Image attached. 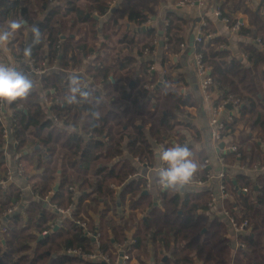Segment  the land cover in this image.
<instances>
[{
	"label": "trees",
	"instance_id": "16d2710c",
	"mask_svg": "<svg viewBox=\"0 0 264 264\" xmlns=\"http://www.w3.org/2000/svg\"><path fill=\"white\" fill-rule=\"evenodd\" d=\"M55 1L61 0H0V30L7 28V21L23 18L29 26H38L41 32L39 43H34L31 32L24 29L10 38L7 47L13 56L19 58L16 66L28 72L27 63L22 60L27 58L24 55L27 47H31L29 58L35 60L37 66L47 63V72L43 76L35 77L29 72L35 82L32 95L7 106L8 110L13 111L12 138L18 142L8 153L17 157V163L24 170V179L27 180L25 185H30V189L24 190L26 186L15 181L6 188L0 185V223L6 229L3 234L0 231V264H105L66 254L70 249L79 248L85 252L100 249L115 259L116 248L127 245L126 233L136 224L137 219V214L119 221L108 216L118 188L123 190L122 201L132 204L131 208H140L141 213H144L153 207L152 200L143 196L148 190L147 180L137 177L138 173L127 161H116L123 155V147L126 146L137 164L150 168L154 166L156 155L152 139L165 142V148L173 146L175 141L184 144L185 138L177 134V127L180 126L178 117L168 112L163 116L159 114L160 97L155 98V109L153 100L148 99L150 90L146 86L156 85L158 77L153 72V62H143L142 59L154 52L156 32L149 31L138 41L136 37H130L118 29L126 18L138 26L145 25L149 21L150 5H157L159 0H86L87 3L81 6L74 4L76 0H65L68 1L65 2V17L59 16L60 9H54L52 15L41 19L36 10L49 8ZM116 4H119V10L111 16L110 10ZM88 14L97 15L103 20L101 35L97 30L100 23L92 17L86 19ZM180 17L174 13L168 14L165 19L168 23L164 27L166 49L163 65L166 64V58L179 53L187 43L185 23ZM69 21L74 22L81 38L79 41L69 39L61 44L57 29ZM201 27L203 41L197 45L195 54H200L202 62L209 67V44L204 43L208 37L207 17H204ZM109 47L116 52L114 60L109 52L107 62L101 60L103 67L90 65L89 76L94 80L85 89L83 77L69 70L83 67L87 58L83 57L81 50H85L89 56L96 48L103 54ZM62 50L63 57L59 61ZM135 75L133 94L124 83ZM110 76L117 78L114 93L130 101L132 105L129 108L133 112L138 116L151 112L150 118L155 120L151 129L152 139L138 126L135 133L123 135L121 127L132 119L118 116L117 112H114L113 119L96 115L98 107L100 111H105L106 107L101 101V92L94 90L95 83L97 80L106 81ZM73 78L78 79L83 90L89 93L88 100L78 97L77 103L68 102ZM163 81L164 86H173L172 71L164 73ZM131 83L128 82V86ZM164 86L159 90L160 94L164 92ZM166 96L177 100V106H180V101L175 99L176 91H167ZM120 97H115L119 107L125 103ZM44 99L50 104L45 103ZM201 101L203 98L200 101L183 102L181 106L196 108ZM51 113L57 115V120L52 118ZM114 119L117 120L116 129L112 123ZM155 128L164 130V135L159 130L155 131ZM4 134L5 128L0 122V178L7 175L11 166L8 150L4 149L2 140ZM208 159L206 155L197 158L200 170L195 181L200 180L202 187L196 188L192 184L185 194L179 190L164 193L159 187L164 195L162 210H151L150 216L146 217L147 221L140 219L142 226L137 232V242L134 241V251L139 254L138 257L142 254L150 258V252L154 254L165 249L173 250V255L166 262L162 259L164 263L160 261V256H155L157 263H215L214 221L204 233L207 240L204 238L200 244L194 240L205 227L190 224L192 214L210 208L209 202L213 195L211 190L205 188L212 180ZM99 165L103 166L101 174L95 172V179H91L90 170ZM57 185L58 189L55 190ZM137 197L140 201L135 205L133 201ZM68 209L71 210L69 214L63 213V210ZM78 221L86 222L89 231L86 232ZM45 231L49 234L40 240ZM90 232L99 234L97 241H93L94 237L88 234ZM186 240L194 246L201 245L205 257H180L176 246L179 241ZM33 255L35 257L31 259Z\"/></svg>",
	"mask_w": 264,
	"mask_h": 264
},
{
	"label": "crops",
	"instance_id": "0c3cea01",
	"mask_svg": "<svg viewBox=\"0 0 264 264\" xmlns=\"http://www.w3.org/2000/svg\"><path fill=\"white\" fill-rule=\"evenodd\" d=\"M61 1H65V0H61ZM75 1V0H74ZM205 4L204 10L200 11L199 9L196 8H190V7H177L179 4V0H159V3L157 5H150V12L148 15L149 16V21L143 25V26H138L134 21L129 20L128 18L123 19L122 20V24L121 26L118 27V29H120L122 31V33L124 34H128L130 35V37H136V40H142L141 38L143 37L142 34H136L132 29L130 31H128L126 29V25L127 23H130L131 26H135V27H145V26H154V30L156 32L157 35V42L154 44L157 46L158 43V32L160 30V28H157L156 26H158V22L157 21H152V19L155 17L157 18V20H162V19H167V15L168 14H174L173 10H180L181 16L180 18L183 19L184 23H185V30H186V38H187V43L182 47L181 51L177 54H173L170 55L168 58L165 59V63L166 64H162V74L164 76V73H167L169 71H172V76H173V86H164L165 81L163 82V86L165 87V90L163 93L160 94L156 92L154 97L152 99H150V93L148 96L149 100H153L152 103H154L153 108L155 109L157 106V102L155 101V98L158 96L159 98V102H158V108H159V114L160 115H165V113H170L171 115H174L176 117H178V120L180 121V126L177 127V134L180 135L182 138L184 137V144H187L188 147L190 149H192L195 158H199L202 155H206L209 159V167L212 169V143H211V123H210V116H209V110L207 109L208 107V103L201 101V104L198 105L196 108L194 107H183L181 106V104L183 102H187L190 103L193 100H201L202 99V94L200 91V87H199V80L197 78V69L196 66L197 64L195 63V52L192 53L191 50V45H190V36L195 33L196 34V38L197 36H199V34L202 32V25L204 24V17L208 18V0H202ZM68 2V1H65ZM65 2H60L57 1L55 5H64L65 6ZM58 3V4H57ZM87 1L86 0H76V2H74V4H76L77 6H81L83 4H86ZM117 5V4H116ZM145 6H147L145 4ZM119 10V9H118ZM117 12V11H116ZM39 17L41 16L40 14H38ZM90 15V14H88ZM91 17L93 18V15H91ZM41 18V17H40ZM201 19V23L198 22L197 20ZM94 20V18H93ZM203 20V21H202ZM71 21H69L68 23H70ZM103 22V21H102ZM165 22V26L167 25V21L164 20ZM67 23L66 25L62 28L63 31L66 30L67 28ZM80 25H78L79 27ZM101 27L102 29V24H99L98 29ZM159 27V26H158ZM97 29V30H98ZM75 30V31H74ZM77 27H73L72 31L69 32L70 33H74L77 36V40H80V36L77 33ZM103 31V29H102ZM102 31L100 32L98 30V34L101 35ZM144 35V34H143ZM166 37V36H165ZM209 36L204 40V43L209 44ZM202 43V42H201ZM195 48L197 47L198 43L195 41ZM106 53H103L101 51L98 52V48L95 49L94 52L90 53V55L88 56L85 55V50H81L80 53L83 55V57L88 59H94L93 61V65H96L97 67L101 68L103 67V65H101V60L107 62L108 56H109V52H111V56H112V60H114V56H115V50L112 47L106 48ZM159 46H157V48L154 47V52H152L150 55H146V58L150 57H154L157 58L159 55ZM98 52V53H97ZM100 53V54H99ZM165 54V53H164ZM8 55V57H7ZM103 55V57H102ZM0 61L5 62L9 65H11L12 62V54L11 51L8 49V47L6 46L5 48L0 49ZM153 62L154 64V69L158 70L159 66L158 64L159 61H151V63ZM138 66V65H137ZM158 77L157 83L156 85H153L154 88L160 83V81L162 80V76H160L159 74H156ZM135 76H132L129 79V83H131V85L129 84L128 86V82L124 83V85L126 86V88L131 91L134 94V90H135V86H136V79ZM97 80V79H96ZM131 81V82H130ZM95 83V82H94ZM98 83V84H97ZM97 83H95V89L94 90H99L101 92V101L104 102L105 104V111H100L101 108L98 107L97 111H96V115L97 116H106L109 117L110 119H113L114 116V112H117L118 116H122L124 118H126L127 120L132 119V121H129L128 124L124 125L121 127V133L123 135H130L136 132V128L138 126V128L144 132L145 135L150 136L152 139V134H151V129H153L154 124H155V120L150 118V114L151 112H145L143 115L138 116L135 112H133V110L131 108H129V106H131V102L126 101L125 99H123L122 97L116 95L115 92V84H117V78H115L114 76H110V78H108L106 81L104 80H97ZM128 86V87H127ZM153 88V89H154ZM176 91L177 92V96L175 97V99H178L180 101V106L178 105L177 100H173L171 99V97L166 96L167 91ZM151 92V91H150ZM158 93V94H157ZM107 94H109V97L107 96ZM157 94V95H156ZM115 97H120L121 101L125 102L124 105L122 106H118V101H116ZM119 107V108H118ZM181 107V108H180ZM180 108V109H179ZM110 113V114H109ZM112 123L115 126V129L118 128L117 125V120H113ZM158 131V128H155V131ZM158 132H160L161 135H164L165 131L164 130H159ZM153 140V144H154V150L155 153L157 154L158 150H162L165 148L166 143L165 142H160L154 139ZM174 144H179V141H175ZM181 144V143H180ZM9 152V150L7 151V153ZM13 153H8V157L10 158V165L12 166L15 165V163H13L15 159L14 155H12ZM127 161L130 165V167L132 166V168L134 169V171L137 174V177H141L147 180V189L144 193L143 196L144 198H150V200H152L153 202V207L147 212L141 213V209L140 208H131L130 203H128L126 200L122 201L121 198V194L123 193L122 188H118V191H116V195L114 197V202L112 204V211L111 213L108 215L109 217L119 221L122 218H129L132 215L137 214V219H136V224L132 226V228L126 233V238H127V242L130 241H135V243L137 242L136 238L138 237V230L139 228L142 226L140 223V219L143 218L144 221H147L146 217L150 216V211L151 210H156V211H161L162 207H161V203L164 200V195L160 192L159 186L156 185L154 183V178L152 176V170L156 165V155L153 159L154 161V166L153 167H146L143 166L142 164H137L136 160L134 159V157L132 156V154H129L126 146L123 147V155L121 157H119L116 161ZM103 169L102 165H99V167L91 169L90 170V178L91 179H95L96 175L95 172H98L99 174H101V171ZM14 181L15 183L19 184V185H25L27 184V180L25 181L24 177L21 178L20 176L15 175L14 177ZM27 186V185H25ZM26 188V187H25ZM206 189L211 190V196L213 195V179L209 182V184L207 186H205ZM189 188L187 187L186 189H181L179 190L180 193L185 194V192L188 190ZM192 190V188H191ZM169 192L170 190H164L165 192ZM149 195V196H148ZM143 198V199H144ZM212 200V198H211ZM210 200V201H211ZM140 201V198L137 197L134 201L133 204L138 205ZM214 221V215H213V206H210V208L208 209H203L200 210L199 213H195L192 214V218L190 221L191 225H198L200 227H205L204 231L201 233V235L196 238L194 240V242L196 244H200L202 241L207 240L208 237L204 236V233H206L209 228L211 226V223ZM99 222V221H96ZM135 239V240H134ZM93 241H97L95 240V238L93 239ZM177 251L178 254L180 255V257L183 256H196L198 258H203L204 256V251H203V247L201 245L198 246H194L192 245L191 242L189 241H183L180 242L179 241V245L177 244ZM138 248V247H137ZM139 255V254H138ZM173 255V250H169L166 251L164 249V251H157L154 254L150 252V258H145L144 255L140 254V256L137 259V262H133V264H160L159 262L157 263L155 256H160V261L162 263L166 262V260L169 259V257H171ZM206 255V254H205ZM205 257V256H204ZM163 259V261H162ZM198 264H203L201 261L198 262ZM215 264V263H214Z\"/></svg>",
	"mask_w": 264,
	"mask_h": 264
},
{
	"label": "clouds",
	"instance_id": "9594fccd",
	"mask_svg": "<svg viewBox=\"0 0 264 264\" xmlns=\"http://www.w3.org/2000/svg\"><path fill=\"white\" fill-rule=\"evenodd\" d=\"M31 32L34 43L41 40L38 26H29L23 18L7 21V28L0 30V49L5 48L10 38L20 30ZM31 47L24 49L25 57L31 55ZM35 88V82L29 72L19 65L13 67L0 62V103H13L28 99ZM69 103H77L78 97L88 100L89 93L84 91L81 82L73 78L71 81ZM200 170V164L187 144H174L173 146L158 150L156 165L152 170L154 183L162 190H181L191 186Z\"/></svg>",
	"mask_w": 264,
	"mask_h": 264
},
{
	"label": "built area",
	"instance_id": "2783aa9c",
	"mask_svg": "<svg viewBox=\"0 0 264 264\" xmlns=\"http://www.w3.org/2000/svg\"><path fill=\"white\" fill-rule=\"evenodd\" d=\"M177 7H190V8H196L199 9L200 11L204 10L205 4L202 0H199L198 3L195 0H184V1H180V3L178 4ZM203 41V34L200 33L199 36H197L196 38V42L199 44ZM12 54V53H11ZM23 61H25L27 63V67H28V72H30L31 74H33L35 77H41L43 76L46 72H47V67L46 64L43 63L41 66H37L36 61L27 57L22 59ZM94 61V59H93ZM1 62V61H0ZM3 62V61H2ZM12 64L11 66L15 67L17 62H19V58H17L16 56L12 55ZM195 63L197 64L196 66V73H197V78L199 80V87H200V91L202 94V98L204 102L208 103V107L207 109L209 110V116H210V123H211V108H210V72H209V67L202 62V57L200 54H196L195 55ZM90 64L88 63V60H86L84 62L83 67H78L75 68L74 70L70 69L69 71L72 73H78L83 77V84L84 86H90L93 83L94 78L89 76V69H90ZM146 88L148 90H153L154 86H149L147 85ZM44 102L47 104H50L48 102L47 99H44ZM1 104V109H2V113L0 114V122L4 125L5 128V134L3 137V143H4V149L5 150H11L13 147L15 148V144H17L18 142L14 141L12 138V134H11V126H12V118H13V111H10L7 109V106L9 105V103H0ZM52 118H54V120H57V115L55 113H51ZM15 157V156H14ZM16 160L13 161V163H15V165L12 164V166H10V170L7 173V175H5V177L0 178V185L3 187H9L13 182H14V177L15 175H19L21 178L24 177V170H22L20 168V166L17 163V157H15ZM143 165V164H142ZM210 176H212V174H210ZM25 178V177H24ZM194 186L197 188H200L203 186V183L200 180H196L194 181ZM30 189V185H27L26 188H24V190H29ZM210 206H213V196H212V200L209 202ZM12 209H9V212ZM71 210H63V213H67L69 214ZM78 224L84 228V230L86 232L89 231V227H87L86 222H82V221H78ZM2 227V228H1ZM0 230L3 233L6 232L5 226H1L0 223ZM49 234L48 231H45L43 233V235H47ZM90 236H93L95 238V240H97V237L99 236V234H93V233H88ZM42 235V236H43ZM134 241H130L127 243L126 246L124 245H119L116 248V254L117 257L114 259L113 257H111V255L109 253H104L103 251H101L100 249H97L98 246L96 247L97 250H93L92 252H85L82 248L79 249H70L67 251L66 254L72 255V256H82L86 259H88L91 262H97V261H102L105 264H133V262H137L138 259V255L137 253L134 251Z\"/></svg>",
	"mask_w": 264,
	"mask_h": 264
},
{
	"label": "water",
	"instance_id": "95a60500",
	"mask_svg": "<svg viewBox=\"0 0 264 264\" xmlns=\"http://www.w3.org/2000/svg\"><path fill=\"white\" fill-rule=\"evenodd\" d=\"M197 3H198V1L199 0H195ZM119 9V4H117V5H115L110 11V15L112 16L117 10ZM173 13H176V14H179V13H181L180 12V10H173ZM179 15H181V14H179ZM94 19L98 22V23H100V24H103V20L99 17V16H94ZM164 20L165 19H162V20H157V18H153L152 19V21H157L158 22V26H156L157 28H160V30H159V32H158V43H157V46H159V55H158V57L157 58H154V57H148V58H143L142 59V61L143 62H146V61H154V62H156V61H159V63L160 64H158V66H159V69L158 70H155V69H153V72L154 73H156V74H159L160 76H162V80L160 81V83L153 89V90H151V92H150V99H152L153 97H154V95H155V93L156 92H158L162 87H163V74H162V66H161V63H162V60H163V56H164V53H165V49H166V39H165V22H164ZM201 19H198L197 20V23L198 22H200L201 23V21H200ZM71 26H72V24H71ZM126 29L128 30V31H130L131 29L136 33V34H145V33H147V32H149V31H152V30H154L155 28H154V26H145V27H135V26H131V24L130 23H127V25H126ZM70 30V29H69ZM100 32L102 31V29H101V27L98 29ZM71 31V30H70ZM69 37V35L67 34V35H65V36H62V39H66V38H68ZM73 38V37H72ZM195 41H196V34L195 33H193L191 36H190V45H191V50H192V53L193 52H195L196 51V48H195ZM157 46L156 45H154V47L155 48H157ZM62 57H63V51H61V54H60V56H59V61L62 59ZM88 63H89V61H88ZM92 63H93V58L91 59V61H90V64L92 65ZM210 75V74H209ZM58 189V185L56 186V188H55V190H57ZM48 204L46 203L45 204V206H47ZM5 221H7V218H6V220ZM48 235V234H47ZM47 235H43V236H41L40 237V240H43V238L45 237V236H47ZM34 246V249H36L37 248V246H36V244H34L33 245ZM34 255L31 257V259H34Z\"/></svg>",
	"mask_w": 264,
	"mask_h": 264
},
{
	"label": "flooded vegetation",
	"instance_id": "af4514ba",
	"mask_svg": "<svg viewBox=\"0 0 264 264\" xmlns=\"http://www.w3.org/2000/svg\"><path fill=\"white\" fill-rule=\"evenodd\" d=\"M56 2L57 1H55L54 2V4H52L49 8H45V9H43L42 11H39L38 9L36 10V13H38V14H40L41 16V19H44L45 17H46V15H48V16H50V15H52L53 13H52V11L54 10V9H60V14H59V16L61 17V18H63V17H65V9H66V6H64V5H62V4H60V5H55L56 4ZM58 4V3H57ZM74 5V4H73ZM115 6V5H114ZM56 7V8H55ZM94 16H96V15H94ZM94 16H93V18H94ZM85 18L86 19H90L91 18V14L90 15H87V16H85ZM59 22V21H58ZM71 24H72V26H71ZM73 26H74V22H70V23H68V25H67V28H66V30H64L63 31V29H62V27L63 26H61V27H59L58 29H57V31H58V34H59V37L61 38V44H64L67 40H69V39H71V40H73V39H77V36L74 34V33H70L69 34V32H71L72 31V28H73ZM71 31H70V30ZM69 35V37L68 38H66V39H62V36H65V35ZM73 37V38H72ZM63 51V50H62ZM64 53V52H63ZM88 61H89V64H90V61H91V59H88ZM92 64H94V63H92ZM91 65V64H90ZM85 89H87V86H83ZM5 222V221H4ZM1 226H5L4 224H2L1 223ZM2 228V227H1ZM1 231V230H0Z\"/></svg>",
	"mask_w": 264,
	"mask_h": 264
},
{
	"label": "rangeland",
	"instance_id": "374dc122",
	"mask_svg": "<svg viewBox=\"0 0 264 264\" xmlns=\"http://www.w3.org/2000/svg\"><path fill=\"white\" fill-rule=\"evenodd\" d=\"M60 2H63L64 3L65 1H60ZM85 54H87V53H85Z\"/></svg>",
	"mask_w": 264,
	"mask_h": 264
}]
</instances>
